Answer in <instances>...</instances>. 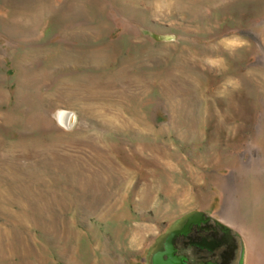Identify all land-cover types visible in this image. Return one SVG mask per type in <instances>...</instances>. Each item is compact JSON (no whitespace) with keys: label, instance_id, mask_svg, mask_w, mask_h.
<instances>
[{"label":"rangeland","instance_id":"1","mask_svg":"<svg viewBox=\"0 0 264 264\" xmlns=\"http://www.w3.org/2000/svg\"><path fill=\"white\" fill-rule=\"evenodd\" d=\"M160 251L264 264V0H0V264Z\"/></svg>","mask_w":264,"mask_h":264},{"label":"bare ground","instance_id":"2","mask_svg":"<svg viewBox=\"0 0 264 264\" xmlns=\"http://www.w3.org/2000/svg\"><path fill=\"white\" fill-rule=\"evenodd\" d=\"M67 114H68V112L64 111L61 114V120L65 121V118L67 117ZM166 249H167L168 252H170V250H172V246H171V244L169 242L167 243V248ZM162 254H163V252H161V251L156 253V264H161L162 263V257H161ZM170 264H172V262Z\"/></svg>","mask_w":264,"mask_h":264},{"label":"flooded vegetation","instance_id":"3","mask_svg":"<svg viewBox=\"0 0 264 264\" xmlns=\"http://www.w3.org/2000/svg\"><path fill=\"white\" fill-rule=\"evenodd\" d=\"M172 262V264H186V263H183L182 261H181V258L180 257H178V256H176V257H174V256H167V258L165 259V263L166 264H170Z\"/></svg>","mask_w":264,"mask_h":264}]
</instances>
